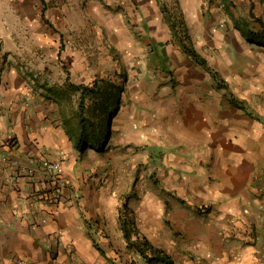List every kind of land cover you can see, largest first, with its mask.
Instances as JSON below:
<instances>
[{
    "label": "crops",
    "instance_id": "1",
    "mask_svg": "<svg viewBox=\"0 0 264 264\" xmlns=\"http://www.w3.org/2000/svg\"><path fill=\"white\" fill-rule=\"evenodd\" d=\"M230 1L235 10L251 4ZM175 5L0 0V264H123L124 257L113 255L126 249L119 220L125 199L141 229L170 253L177 250L185 264H264V107L257 74L249 68L255 85L244 88L247 68L238 61L228 71L214 69L209 59L226 54L223 43L210 55L192 30L194 46L223 79L218 84L178 48L184 29L173 34ZM179 5L189 28L224 32L223 1L211 19L205 17L208 0ZM245 45L250 52L258 47ZM114 48L126 62V80L108 72ZM97 77L124 82L122 99L135 78L136 99L112 157L87 162L76 147L80 93L74 84ZM66 94L74 97L71 107ZM43 156L64 158L70 179L64 200L49 206L42 198L49 184ZM130 170L136 175L128 188L120 182ZM98 220L106 246L95 241Z\"/></svg>",
    "mask_w": 264,
    "mask_h": 264
},
{
    "label": "trees",
    "instance_id": "2",
    "mask_svg": "<svg viewBox=\"0 0 264 264\" xmlns=\"http://www.w3.org/2000/svg\"><path fill=\"white\" fill-rule=\"evenodd\" d=\"M223 2L228 17L225 25L226 29L237 30L247 45L264 48V0H252L248 12L245 13H243L244 10H235L234 1L223 0ZM256 3L263 4V8L259 7L258 12H256ZM259 11L261 12L259 13ZM171 25L175 36H177L178 28L184 29V36L178 34L181 47L192 55L196 62L207 68L215 79L216 76H220V73L209 66L207 59L194 46L184 13L179 18H173L172 15ZM187 40L190 45L187 44ZM114 52L115 59L122 63L121 54L115 48ZM122 68L123 70L119 72V75L126 80V68L124 66ZM74 85L80 93V133L76 141V147L81 152L87 151L90 146L102 149L104 147L103 134L111 130L109 121L119 109L122 92L124 91V82H117L107 77H97L90 83ZM119 220L123 239L126 242V249L128 253L133 255L134 259H142L148 264H176L174 256L165 247L156 244L141 229L135 210L131 207L128 199H125L119 208ZM97 246L102 250L98 244ZM112 262L113 264H119L115 259ZM131 264L137 263L131 260Z\"/></svg>",
    "mask_w": 264,
    "mask_h": 264
},
{
    "label": "rangeland",
    "instance_id": "3",
    "mask_svg": "<svg viewBox=\"0 0 264 264\" xmlns=\"http://www.w3.org/2000/svg\"><path fill=\"white\" fill-rule=\"evenodd\" d=\"M222 1L223 0H208L209 5H210V9L205 11L206 19H211L215 16L217 18L220 15V12H222V9L218 10L217 7L220 4V2H222ZM250 1H252V0H250ZM175 3H177V5H175L172 8L174 9L176 17L179 18L180 15L182 14V9L179 5V0H175ZM256 4H257L256 12H258L259 7L263 8V4L262 3H256ZM214 8H215V10H213ZM223 8H225V7H223ZM249 8H250V4H249ZM249 8H248V10H249ZM248 10H247V12H248ZM245 12L246 11H244L243 13H245ZM260 12L261 11H259V13ZM223 22H225V21H223ZM223 25H224V23H223ZM226 28L227 27L225 25L222 27V30L224 32H222L220 30H217V31L214 30L215 33L217 32V35H215V36H213V34L211 33V30L209 33V31H206L204 27H199V28L194 27L192 29L189 28L190 29L189 32L191 33L192 30H194L193 32L196 35L199 34L197 42L201 38L206 43L205 46L207 47V49H210V52H209L210 55L215 53L217 51L218 47H220L219 42L223 43V46H221V48H223L226 51V54L219 55V57H220L219 61L220 62L219 61L216 62L215 59L210 58L209 59V60H211L210 65H212L214 67V69H215V66L217 69V65H218L219 67L224 68L226 71H228L229 68L233 69L234 66H236V64L233 65L234 62L238 61L237 64H240V66L244 65L245 68L243 67V69L247 68L246 72H245L246 73L245 78L247 77V79L241 84L244 88H249V85H251V87H253V85H255L253 80H249V72H250L249 68H252L253 71H255V74H257V82H256L257 86H259L261 88V89H259L257 101L261 106L264 107V51L261 50V48H259V47H255L256 50L255 49L251 50L249 48L251 50V52H250L248 50V47H246V45H245L246 43H244L242 41L240 33L237 32V30H235V29L230 28V30H229ZM223 33H225V34L223 35ZM191 36H192V42L194 44V40L196 39V36H194V35H191ZM172 41L174 43H176V41L174 39H172ZM189 43L190 42H188V44ZM179 47H181V45H178V48ZM217 55H218V52H217ZM115 56L116 55L114 54V60L111 63H109V66H108L109 71L108 72L110 74L114 73V76L111 75V77L117 79V76H115V72H116V75H118L119 72L121 70H123L122 66L127 68V65H126V62L124 61V57L122 54H121L122 63H119L118 59H115ZM229 60H232V61H229ZM253 71H251V72H253ZM214 76H215V74H214ZM221 76H223V78H228V77H225L224 75H221ZM133 80H135V78L130 79V83L127 81V84L130 85V87L128 86V91H129L128 96H130L129 97L130 100H129L128 96L124 99H121V103L119 105V109H118L117 113L114 116H112L110 118V121H109V126L111 127V130L108 133L103 134L104 147L102 149H98V148H95L94 146H90L87 151L82 152L81 155L83 156V158H82L83 160H86L87 162H89L90 160L96 158L97 160H99V161L101 160V162H104L105 160L109 159V157H112L111 155L113 154L114 151L111 148L114 146L116 147L119 143L122 142L121 132L123 131V124H124L125 120L128 118V115L130 113V109L128 106H130L129 104L132 101H134V99H136V97L133 95V93L130 90L132 88V86L135 84ZM215 80L217 81L218 84L223 85V79L219 75L216 76ZM246 86H248V87H246ZM132 96H134V98ZM62 97L65 99L67 107H71L74 97L70 96L69 94L63 95ZM129 159H132V158L130 157ZM146 160H149V161L145 162V164H147L148 166L150 164V167H153V162H150V157H146ZM130 162L132 163V160H130ZM131 163H128V164L131 165ZM127 167H128V165H127ZM128 172H129V170H128ZM147 172H148V170L146 168V172H145L146 178L145 179L151 178V176H149ZM99 175H101V174L98 172L97 176H99ZM131 175L135 176L136 173L133 174V172L130 170V174L127 176V178L124 180H121L120 183L124 186L127 185V187L129 188V186H131V185H129L130 184V182H129L130 178L129 177ZM106 179H107V177L102 175V177L100 178V181L102 183H104L106 181ZM121 184H118V186L119 185L121 186ZM149 188L150 187H148V184H146L145 189L148 190ZM93 223H95L93 225V227H95L97 229V235H96L95 241L99 245L106 246L103 243V240L101 238V236H103V235H104V238L106 237L105 233H104V232H107L105 229V226L101 227L99 220L94 221ZM114 226H115L116 230L119 227L118 224H116ZM99 229H102V232H99L98 231ZM109 246H111V245H109ZM176 251H175V254L174 253H171V254L178 256V263L177 264H185L184 260H182L183 258H181V257L179 258L180 254ZM115 255L119 256L122 259L124 257V263L123 264H131V260H133L137 264H148L147 262H145L142 259H134L133 255L128 253L127 249L124 250V254L121 255L119 252H116L113 256H115ZM181 255H184V253H181ZM188 259H192V258L190 257ZM121 261L122 260H118V263L122 264Z\"/></svg>",
    "mask_w": 264,
    "mask_h": 264
},
{
    "label": "built area",
    "instance_id": "4",
    "mask_svg": "<svg viewBox=\"0 0 264 264\" xmlns=\"http://www.w3.org/2000/svg\"><path fill=\"white\" fill-rule=\"evenodd\" d=\"M15 142V139L9 140L10 144H14ZM30 160L34 161L35 158L31 156ZM13 163L17 164L16 160H14ZM40 163L48 175L47 178L49 182L42 195V198L45 199V204L49 206L50 203L57 204L63 201V188L66 187L70 182L67 173L68 165L66 160L62 157L43 156L40 159ZM21 264H26V261L21 260Z\"/></svg>",
    "mask_w": 264,
    "mask_h": 264
}]
</instances>
